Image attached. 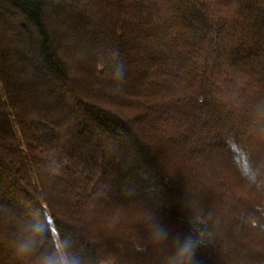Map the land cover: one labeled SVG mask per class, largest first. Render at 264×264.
Wrapping results in <instances>:
<instances>
[{"label":"trees","instance_id":"16d2710c","mask_svg":"<svg viewBox=\"0 0 264 264\" xmlns=\"http://www.w3.org/2000/svg\"><path fill=\"white\" fill-rule=\"evenodd\" d=\"M0 264H264V0H0Z\"/></svg>","mask_w":264,"mask_h":264}]
</instances>
